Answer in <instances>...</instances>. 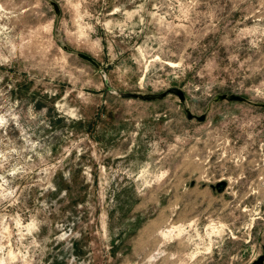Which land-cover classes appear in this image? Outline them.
Instances as JSON below:
<instances>
[{"label":"rangeland","instance_id":"rangeland-1","mask_svg":"<svg viewBox=\"0 0 264 264\" xmlns=\"http://www.w3.org/2000/svg\"><path fill=\"white\" fill-rule=\"evenodd\" d=\"M51 1L0 0V264L254 261L264 0Z\"/></svg>","mask_w":264,"mask_h":264},{"label":"water","instance_id":"water-1","mask_svg":"<svg viewBox=\"0 0 264 264\" xmlns=\"http://www.w3.org/2000/svg\"><path fill=\"white\" fill-rule=\"evenodd\" d=\"M48 2L50 3V5L53 7V10L55 11L56 15H59V9L58 6L54 3V1L48 0ZM64 49L68 50L66 47H63ZM80 59L90 63L91 65H93L95 68H99L98 64H96V62L89 56L82 54V53H77L76 54ZM121 98L124 99H138L141 101H155V100H162L165 97H167L168 95H173L175 97L178 98L179 102L182 104L183 106V110L185 113V116L188 120H192L195 119L197 122H203L206 118V115H200V116H195L193 115L188 108L185 107V96L184 93L177 88H171L168 89L160 94H140V93H120L119 94ZM223 101H228V102H238V103H244V104H248L250 106L253 107H258L261 109H264V103H254L251 102L249 100H247L244 97L238 96V95H226V94H220L217 95L216 97H214L213 99V103H220ZM224 183L218 184L217 187L219 186H224ZM262 249V254L260 256H258L254 261H252L249 264H264V245L261 246Z\"/></svg>","mask_w":264,"mask_h":264}]
</instances>
